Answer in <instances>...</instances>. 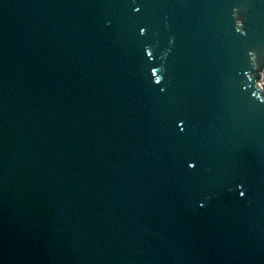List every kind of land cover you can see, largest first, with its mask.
Segmentation results:
<instances>
[{"label":"water","instance_id":"obj_1","mask_svg":"<svg viewBox=\"0 0 264 264\" xmlns=\"http://www.w3.org/2000/svg\"><path fill=\"white\" fill-rule=\"evenodd\" d=\"M264 0H0V264H264Z\"/></svg>","mask_w":264,"mask_h":264},{"label":"rangeland","instance_id":"obj_2","mask_svg":"<svg viewBox=\"0 0 264 264\" xmlns=\"http://www.w3.org/2000/svg\"><path fill=\"white\" fill-rule=\"evenodd\" d=\"M263 77H264V75H263Z\"/></svg>","mask_w":264,"mask_h":264}]
</instances>
